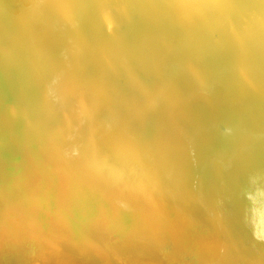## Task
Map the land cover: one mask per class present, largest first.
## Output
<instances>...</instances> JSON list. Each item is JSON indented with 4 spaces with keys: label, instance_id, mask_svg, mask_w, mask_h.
<instances>
[{
    "label": "bare ground",
    "instance_id": "obj_1",
    "mask_svg": "<svg viewBox=\"0 0 264 264\" xmlns=\"http://www.w3.org/2000/svg\"><path fill=\"white\" fill-rule=\"evenodd\" d=\"M14 1L17 28L12 33L7 22L0 23V61L15 65L24 84L18 100L9 105V117L0 119V264H227L204 246L209 245L206 241L188 242L180 231V226L190 231L187 219L172 221L160 192L139 175L103 159L98 139L105 140L110 130L103 134L101 112L109 102H119L113 80L99 68L98 52L114 70L118 58L142 92L144 106L153 100L125 53L104 41L89 42V0ZM238 1L248 9L249 1ZM110 2L123 6L121 14L131 15L123 0L101 2L103 21L115 36ZM5 3L0 0V19ZM177 3L183 30L202 22L213 33L214 44L205 53L211 47L223 50L218 28L228 27L239 73L256 88L249 53L264 26V13L255 16V23L244 15L239 28L234 23L237 0ZM58 22L68 25L69 35L61 33ZM192 69L206 93V76L197 64ZM162 85L171 84L163 78L158 83ZM255 90L264 94V88ZM122 120L124 115L118 113L113 123ZM255 125L241 123L236 135L253 134L252 141L262 130L259 117ZM122 127L123 133H113L114 145L134 152L122 138L133 144L136 140L128 137L130 128ZM98 128L101 135L94 131Z\"/></svg>",
    "mask_w": 264,
    "mask_h": 264
},
{
    "label": "water",
    "instance_id": "obj_2",
    "mask_svg": "<svg viewBox=\"0 0 264 264\" xmlns=\"http://www.w3.org/2000/svg\"><path fill=\"white\" fill-rule=\"evenodd\" d=\"M102 1L89 0L85 5L86 17L90 16L89 42L104 41L125 53L153 100L144 106L142 92L118 58L114 70L98 52L99 68L113 80L119 102H109L101 112L103 134L110 130L105 140L98 139L103 159L121 166L125 173L139 175V180L160 192L172 221L180 216L187 219L190 231L181 226L180 231L190 244L197 245V238L206 241L209 245H200L210 247L227 264H264V94L255 90L264 88V26L257 31L262 36L259 42V35L254 38L253 54L249 53L257 83L253 89L239 73L237 50L227 26L218 28L223 50L211 47L205 53L214 44L213 33L202 22L183 30L177 0H123L131 16L121 14L122 5L110 2L116 20L114 36L101 16ZM248 1L246 9L237 0L234 23L239 28L244 15L255 23V16L264 13V0ZM5 6L0 23L7 22L14 33L16 2L7 0ZM58 24L61 33L69 35L68 25ZM193 64L206 76V93L199 87ZM19 71L0 61V119L9 117V105L20 97L24 82ZM163 78L171 85L158 86ZM118 113L125 120L113 123ZM256 117L262 130L255 139L250 140L253 134L236 135L241 123L255 127ZM123 125L130 128L128 137L133 136L136 144L122 138L123 143L134 152L114 145L113 133L123 130ZM101 130L94 131L101 135ZM228 254L236 260L227 259Z\"/></svg>",
    "mask_w": 264,
    "mask_h": 264
}]
</instances>
